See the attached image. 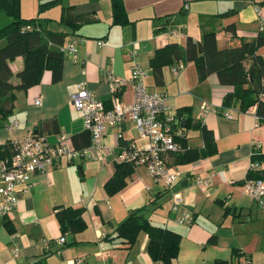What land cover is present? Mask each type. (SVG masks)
I'll list each match as a JSON object with an SVG mask.
<instances>
[{
	"label": "crops",
	"instance_id": "0c3cea01",
	"mask_svg": "<svg viewBox=\"0 0 264 264\" xmlns=\"http://www.w3.org/2000/svg\"><path fill=\"white\" fill-rule=\"evenodd\" d=\"M120 1L128 20L122 25L112 23L110 0L58 1V17L61 7H70L66 25L57 24L52 29L46 22L45 26L64 32L65 43L74 39L75 59L65 54L58 81L51 82L45 70L37 84L14 91L12 110L0 119V145L22 138L29 130L49 143L55 141L59 131L82 133L81 115L71 105L69 91L83 80L91 94L107 107L105 69L128 79L129 66L137 62L148 72L147 91H160L166 96L169 114L174 117L171 133L182 138L184 144L177 151L203 147L198 130L184 127V119L190 116L193 123L202 122L211 131L214 152L177 165L169 155V163L179 170V180L171 190L178 202L175 209L159 204L163 198L170 201L171 191L159 189L140 165L131 166L124 185L108 193L103 184L114 171L110 158L104 165L86 158L70 162L60 159L52 169L33 174L28 191L17 187V205L0 219V264H158L146 252L144 232L140 231L129 247L113 237L115 225L128 211L140 207L145 208L143 214L151 224L179 234L178 253L172 264H212L214 259L242 264L244 258L249 259V264H264V207L241 194L239 187L254 141L259 142L257 152L264 153V121L257 120L253 105L244 112L238 111L237 104L221 107L223 96L232 91V86L220 84L214 73L197 80L192 62H182L183 68L176 74L170 70L176 61L163 66L160 85L153 83L148 64L154 49L169 42L182 47L186 36L199 39L204 29L214 31L218 47L236 42V38L252 41L258 34L264 35V26L258 31L256 19V8L264 16V0ZM226 11L231 14L220 16ZM228 24L232 34L224 29ZM131 51L133 56L129 55ZM256 53L264 60V43ZM9 66L13 74L19 71L21 56ZM17 81L15 76L11 78L13 84ZM36 96L40 98L39 105L33 103ZM118 97L123 102L130 101L129 81ZM201 104L212 111L200 116ZM12 121L17 126L6 130L4 124ZM132 128L135 129L133 122L125 120L108 129L101 141L107 146L116 142L141 144L139 136H132ZM80 143L81 139L77 146ZM260 166L263 168L264 163ZM217 171L224 172L225 181L215 175L210 187L194 184L195 176L204 178ZM149 205L156 208L149 209ZM58 206L83 209L85 225L71 234L69 244L57 241L63 236L54 218ZM211 236L213 241L208 240Z\"/></svg>",
	"mask_w": 264,
	"mask_h": 264
},
{
	"label": "trees",
	"instance_id": "16d2710c",
	"mask_svg": "<svg viewBox=\"0 0 264 264\" xmlns=\"http://www.w3.org/2000/svg\"><path fill=\"white\" fill-rule=\"evenodd\" d=\"M59 0H45L38 5L56 3ZM112 11V23H127L126 14L120 0H110ZM70 7H61L58 24L66 25V17ZM6 15L10 21L0 27V35L5 42L0 46V119L10 114L14 91L25 90L37 84L43 71L50 73V81L60 79L62 61L65 54L61 47L65 43L66 34L61 31L50 30L45 26L46 21L39 22L37 17L22 18L19 14V0H0V15ZM231 12L226 11L220 16H227ZM1 17V16H0ZM78 18V16H76ZM82 19V17H81ZM30 25V30L22 31V26ZM225 30H232L231 25H226ZM232 34V32H231ZM230 34V35H231ZM234 37V36H232ZM264 43V35L258 34L254 40L245 41L236 38V42L218 47L216 45L213 30H202L199 39L186 36L181 47L176 42H169L162 47L153 50L148 58L152 81L155 85L162 83V67L174 61L192 62L196 71L197 80H202L206 75L214 73L220 84L232 86V91L225 94L221 101V107H230L237 104L238 111L244 112L249 106H254V114L258 121H264V99L260 94L264 92V86L260 83L259 92L252 88L257 77L264 78V60L256 53V49ZM21 56L22 68L15 74L9 66V62L15 57ZM15 76L16 84L11 82ZM250 79L252 81H250ZM183 109L180 110L181 113ZM184 127L196 129L202 140L203 147L199 150L182 149L171 153L173 164H184L196 159L204 158L214 152L213 135L202 122L193 123L189 116L184 119ZM39 135L38 133H35ZM173 137V135H172ZM71 141L77 147L86 145L89 134L83 130L77 135H70ZM182 138L173 137L178 146L184 148ZM11 153V142L0 145V158ZM250 161L264 163V153L251 152ZM132 172L128 163L114 164L111 177L103 184L104 190L112 193L120 189L125 178ZM246 177L264 179V167L258 170L247 171ZM144 207L127 212L125 217L114 227V238H118L122 244L129 247L136 235L142 231L147 236L146 252L148 256L158 264H172V260L178 253L180 236L177 232L163 226L151 224L143 214ZM82 208L70 206H58L54 210V218L64 236L80 231L85 223L82 218ZM209 241H213L211 236ZM212 264H226L224 260L214 259Z\"/></svg>",
	"mask_w": 264,
	"mask_h": 264
},
{
	"label": "built area",
	"instance_id": "2783aa9c",
	"mask_svg": "<svg viewBox=\"0 0 264 264\" xmlns=\"http://www.w3.org/2000/svg\"><path fill=\"white\" fill-rule=\"evenodd\" d=\"M257 29L261 31L264 26V16L256 8ZM30 25L22 26V31L30 30ZM174 33L173 35H176ZM74 39H70L61 47L64 54L74 55ZM133 56V52L129 53ZM183 68L182 61L178 60L170 68L176 74ZM108 89V106L96 99L88 90L86 83L78 81L74 89L70 90L68 97L71 105L79 111L82 127L89 134L86 145L74 146L70 135L64 131L56 134L55 141L49 143L42 135H36L32 130L27 131L22 138L11 141L10 155L0 158V219L11 213L17 205V187L21 186L22 192L28 191L31 176L35 173L48 171L56 166L60 159L67 162L86 158L95 160L104 165L110 158L113 164L128 163L131 166L142 165L154 183L169 191L178 182L179 170L177 166L169 163V155L178 149L173 140L171 125L174 117L169 114L166 96L160 91H147L145 80L148 72L137 62L129 66V78L112 73L109 69L104 72ZM129 81L131 84V99L123 102L118 95L121 88ZM264 86V81H261ZM264 96V92L260 97ZM33 103L40 104V98L34 97ZM207 111H212L205 104L200 105V116ZM227 117L228 114H225ZM125 120L133 122L138 136L143 140L141 144L134 142L128 145L115 143L111 146L104 145L101 141L106 131L118 127ZM17 126L16 121L5 123L4 127L12 131ZM259 142L254 141L252 151H258ZM258 162L250 161L247 171L260 169ZM246 171V172H247ZM217 175L222 181L226 180L223 171L210 172L206 177L195 176L193 182L198 187H210L213 177ZM241 194L249 197L260 207H264V181L260 178L244 177L239 185ZM172 209L177 208L176 195L171 191ZM185 214L178 221H182ZM63 236L57 241L62 243ZM17 254V249L13 250ZM244 258L242 264H249Z\"/></svg>",
	"mask_w": 264,
	"mask_h": 264
},
{
	"label": "rangeland",
	"instance_id": "374dc122",
	"mask_svg": "<svg viewBox=\"0 0 264 264\" xmlns=\"http://www.w3.org/2000/svg\"><path fill=\"white\" fill-rule=\"evenodd\" d=\"M45 0H19V14L22 18H30V17H37L39 22L46 21L49 25L48 28H57V17L59 14V2L54 3H48V4H42L38 5L39 3H43ZM0 27L7 24L10 21V18L4 14L0 15ZM59 18V17H58ZM5 42L4 36L0 35V46H2ZM148 90V89H147ZM131 134L133 137L138 138V133L135 131V129H131ZM144 168L142 165L140 166ZM152 179V178H151ZM153 182V180H152ZM154 183V182H153ZM159 189L162 188L160 184L154 183ZM171 198V197H170ZM159 204H165L170 206L171 205V199L168 202L166 198H163L161 201H159ZM156 208L155 205L151 206L149 205V209ZM180 241V239H179ZM179 245V244H178Z\"/></svg>",
	"mask_w": 264,
	"mask_h": 264
},
{
	"label": "water",
	"instance_id": "95a60500",
	"mask_svg": "<svg viewBox=\"0 0 264 264\" xmlns=\"http://www.w3.org/2000/svg\"><path fill=\"white\" fill-rule=\"evenodd\" d=\"M250 81H252V80L250 79ZM260 83H261V78H260V76H258L256 82L253 83V85H252L253 90L257 93L259 92ZM64 241H65V243L69 244L71 242V234H65L64 235Z\"/></svg>",
	"mask_w": 264,
	"mask_h": 264
}]
</instances>
